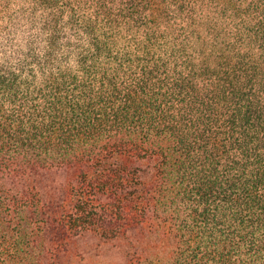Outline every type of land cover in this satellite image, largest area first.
<instances>
[{
    "label": "trees",
    "instance_id": "obj_1",
    "mask_svg": "<svg viewBox=\"0 0 264 264\" xmlns=\"http://www.w3.org/2000/svg\"><path fill=\"white\" fill-rule=\"evenodd\" d=\"M264 264V0H0V264Z\"/></svg>",
    "mask_w": 264,
    "mask_h": 264
},
{
    "label": "rangeland",
    "instance_id": "obj_2",
    "mask_svg": "<svg viewBox=\"0 0 264 264\" xmlns=\"http://www.w3.org/2000/svg\"><path fill=\"white\" fill-rule=\"evenodd\" d=\"M100 252L90 255V258H86L82 264H117L118 256L113 252ZM119 262V261H118Z\"/></svg>",
    "mask_w": 264,
    "mask_h": 264
}]
</instances>
